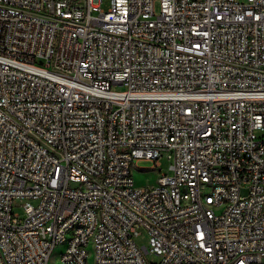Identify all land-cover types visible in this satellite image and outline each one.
Wrapping results in <instances>:
<instances>
[{
	"label": "built area",
	"instance_id": "2783aa9c",
	"mask_svg": "<svg viewBox=\"0 0 264 264\" xmlns=\"http://www.w3.org/2000/svg\"><path fill=\"white\" fill-rule=\"evenodd\" d=\"M103 3L0 0V264H264V0Z\"/></svg>",
	"mask_w": 264,
	"mask_h": 264
},
{
	"label": "rangeland",
	"instance_id": "374dc122",
	"mask_svg": "<svg viewBox=\"0 0 264 264\" xmlns=\"http://www.w3.org/2000/svg\"><path fill=\"white\" fill-rule=\"evenodd\" d=\"M111 0H104V3L102 4V9L107 11L110 6H111ZM159 11V4L157 5V12ZM38 62L40 63L41 60H38ZM138 166L140 167H151L152 166V162L149 161V160H142L140 161L138 164H136L134 166V173H135V177L137 180H140V182H138L139 184H142L144 182H146L144 179H146V177H148V174H144V173H141L139 171V168ZM159 166L160 168L165 172H167L169 170V167H170V162L167 158H162L160 161H159ZM151 176V175H150ZM158 175L157 174H152V178L153 180L156 179ZM245 191H243L244 193ZM14 211L15 212H19L20 214H23V209L19 206H16L14 208ZM148 236L147 234L145 233L143 236L139 237L137 239V243L141 246H148ZM64 250V246H59L56 250H55V254L53 256V259L51 261V264H57V261H58V258L60 257V254L61 252ZM145 258L148 262L150 263H158L160 261V257L155 255V254H152V253H146L145 254ZM94 263V255L91 254L90 255V258H89V264H93Z\"/></svg>",
	"mask_w": 264,
	"mask_h": 264
}]
</instances>
